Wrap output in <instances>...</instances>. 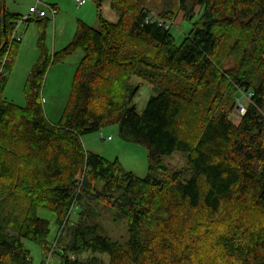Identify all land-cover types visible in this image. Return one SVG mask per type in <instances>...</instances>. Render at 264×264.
<instances>
[{"label":"trees","instance_id":"trees-1","mask_svg":"<svg viewBox=\"0 0 264 264\" xmlns=\"http://www.w3.org/2000/svg\"><path fill=\"white\" fill-rule=\"evenodd\" d=\"M146 1L110 0L116 21L98 14V28L79 22L51 57L44 22L25 107L2 99L0 76V264H30L22 240L60 264H103L97 255L108 264H264V0H176L183 20L196 17L179 44L168 26L173 9L157 18ZM20 18L0 0L4 72ZM78 50L68 102L53 124L40 97L44 74ZM134 78L157 87L141 114ZM242 97L235 126L228 110ZM112 125L146 150L143 178L84 148L83 136ZM174 153L186 157V169L163 164ZM40 209L58 226L54 251ZM105 211L125 221L126 241L100 234Z\"/></svg>","mask_w":264,"mask_h":264},{"label":"rangeland","instance_id":"rangeland-1","mask_svg":"<svg viewBox=\"0 0 264 264\" xmlns=\"http://www.w3.org/2000/svg\"><path fill=\"white\" fill-rule=\"evenodd\" d=\"M39 9H43L49 0H39ZM59 11L53 24L51 18L44 28L43 44L51 57L53 53L62 50L74 37L79 22H83L93 28H98L99 15L106 21L114 22L116 14L110 8V0H87L85 6L77 7L73 0H58ZM37 0H4V9L7 13L26 18L29 8L36 5ZM176 0H147L144 6L154 17L159 18V13L164 9H173L176 17H173V27L170 34L176 44H179L189 33L192 21L183 20V13L175 8ZM177 11H176V10ZM34 19L30 18V21ZM17 24V21L15 22ZM41 26L34 22L22 23L17 30L19 42L14 43L11 53L13 62H8L5 84L1 97L18 107H25L24 87L32 67L37 62L40 52L38 49V38ZM83 52L78 50L63 60L50 65L43 77L40 97L47 120L53 124L57 123L68 102L75 67L82 58ZM232 66V63H229ZM139 84V91L133 100V107L141 114L148 100L156 94V84L152 85L144 79L134 78L132 85ZM238 104L229 109L228 119L237 126L240 123L241 111L239 105H247L246 98H239ZM102 135V139H100ZM111 138L107 141V138ZM82 144L87 151L93 152L107 161L117 159L126 172H131L139 178H143L148 171L146 150L132 142L123 141L118 133L117 125L101 129L81 138ZM163 164L169 169H186V157L180 153H174L163 159ZM100 210V207H96ZM38 216L49 221L50 234L48 241L54 244L57 236L58 226L52 214L46 210H38ZM1 218V215H0ZM76 215H70V222L76 221ZM100 234L114 241L124 242L127 239L126 225L124 220H119L108 212H100L98 219ZM8 233V232H7ZM24 248L29 252L30 264H43L46 262L42 250L37 245L27 240L21 241ZM92 257V254L84 256ZM103 264H108L107 255H97ZM83 260V258H82ZM48 264H60V258L56 254L49 256Z\"/></svg>","mask_w":264,"mask_h":264},{"label":"built area","instance_id":"built-area-1","mask_svg":"<svg viewBox=\"0 0 264 264\" xmlns=\"http://www.w3.org/2000/svg\"><path fill=\"white\" fill-rule=\"evenodd\" d=\"M75 2V4L77 5V7H82L86 4V1L87 0H73ZM39 4H40V1L37 0L36 2V5L34 7H30L29 8V15L28 17L26 18H20L18 21H17V24H15L10 36H9V39H8V49L14 44V43H17L20 41L19 38H17V30H18V27L22 24V23H25L28 19L32 18V17H35L37 19H43V18H46L47 15L49 14L51 19L54 18V15L56 14V10L53 9L52 7L50 6H46L44 7L43 9H39ZM173 21V20H172ZM168 22V26H173V22ZM11 61V57H8L7 55H5V59H4V62H10ZM0 76L1 77H6V72H4L2 70V68L0 69ZM239 110L241 111V116L244 114L245 112V108L244 106H240L239 105ZM100 139H102V135L100 137ZM111 138H107L106 140L109 141ZM73 211V210H72ZM72 211L70 210V213H72ZM70 213H69V219H70ZM53 249H56V244L53 245V247L50 249V251H54ZM72 257V256H71ZM48 257L46 258V262H44L43 264H48Z\"/></svg>","mask_w":264,"mask_h":264},{"label":"crops","instance_id":"crops-1","mask_svg":"<svg viewBox=\"0 0 264 264\" xmlns=\"http://www.w3.org/2000/svg\"><path fill=\"white\" fill-rule=\"evenodd\" d=\"M48 6H50V7H52L53 9H55L56 10V14L54 15V18L53 19H51L52 20V22H53V24H54V20H55V17L57 16V14H58V11H59V1L58 0H49V3L47 4ZM85 6V5H84ZM80 8V7H79ZM50 15L48 14L47 15V17L46 18H43V19H37V18H35V17H32V19H34V20H32V21H30V22H34V23H36L37 25H39V26H41L42 27V24L44 23V22H48L49 23V21H50ZM28 23V22H27ZM47 23V24H48ZM11 62H13V60H12V58H11Z\"/></svg>","mask_w":264,"mask_h":264}]
</instances>
